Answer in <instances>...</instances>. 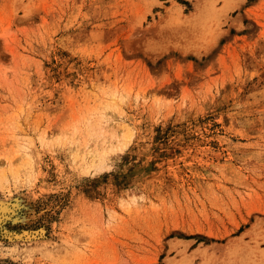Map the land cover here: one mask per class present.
I'll return each mask as SVG.
<instances>
[{"label": "rangeland", "instance_id": "obj_1", "mask_svg": "<svg viewBox=\"0 0 264 264\" xmlns=\"http://www.w3.org/2000/svg\"><path fill=\"white\" fill-rule=\"evenodd\" d=\"M0 264H264V0H0Z\"/></svg>", "mask_w": 264, "mask_h": 264}, {"label": "bare ground", "instance_id": "obj_2", "mask_svg": "<svg viewBox=\"0 0 264 264\" xmlns=\"http://www.w3.org/2000/svg\"><path fill=\"white\" fill-rule=\"evenodd\" d=\"M2 200H3V199H2ZM2 207H3V208H5V207H6V205H5V204H3V205H2ZM12 207H13V206H12ZM16 235H17V234H16Z\"/></svg>", "mask_w": 264, "mask_h": 264}]
</instances>
